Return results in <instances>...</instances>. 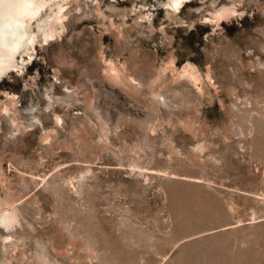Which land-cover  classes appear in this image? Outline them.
<instances>
[{
    "label": "rangeland",
    "instance_id": "obj_1",
    "mask_svg": "<svg viewBox=\"0 0 264 264\" xmlns=\"http://www.w3.org/2000/svg\"><path fill=\"white\" fill-rule=\"evenodd\" d=\"M67 2L0 81V264H264V0Z\"/></svg>",
    "mask_w": 264,
    "mask_h": 264
},
{
    "label": "bare ground",
    "instance_id": "obj_2",
    "mask_svg": "<svg viewBox=\"0 0 264 264\" xmlns=\"http://www.w3.org/2000/svg\"><path fill=\"white\" fill-rule=\"evenodd\" d=\"M188 1L178 0L176 7H169V5L176 4L177 0H163V3L168 7V12L177 13ZM67 3V0H0V81L12 69H23L26 66V60L23 58L27 55L32 57L31 51L35 49V42L39 34L42 35L43 41L50 43L61 31V28L65 26L64 19L69 12L64 11ZM235 11V6L224 5L215 16L221 18L231 15ZM20 58L21 61H19ZM111 65L110 67H112ZM118 68H114L116 73L119 72ZM184 69L190 70L195 81L200 79L198 68L193 61L186 63ZM184 69L183 71H185ZM115 75L118 76V73ZM12 95L14 94L12 93ZM13 97L15 96H12V99ZM5 107L7 109L8 106ZM200 148L203 149L202 146ZM253 195L257 198H264V196ZM6 199L0 197V213L2 223L9 228L19 220V212L14 205L16 201L14 203V201ZM6 204L12 206L13 209L6 208Z\"/></svg>",
    "mask_w": 264,
    "mask_h": 264
},
{
    "label": "snow or ice",
    "instance_id": "obj_3",
    "mask_svg": "<svg viewBox=\"0 0 264 264\" xmlns=\"http://www.w3.org/2000/svg\"><path fill=\"white\" fill-rule=\"evenodd\" d=\"M176 6H178V0H177V3L176 4L169 5V7H176Z\"/></svg>",
    "mask_w": 264,
    "mask_h": 264
}]
</instances>
